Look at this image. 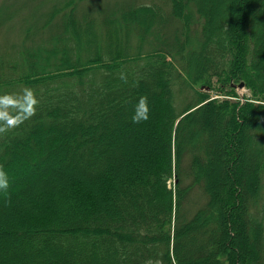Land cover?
I'll use <instances>...</instances> for the list:
<instances>
[{
    "label": "trees",
    "instance_id": "1",
    "mask_svg": "<svg viewBox=\"0 0 264 264\" xmlns=\"http://www.w3.org/2000/svg\"><path fill=\"white\" fill-rule=\"evenodd\" d=\"M261 1L234 0L226 15L219 3L206 16L198 0H158L168 11L145 17L151 0L83 15L69 12L80 5L69 0L62 5L72 9L60 17L33 10L0 20L16 22L29 40L0 52V94L29 87L39 100L31 119L0 135L10 189L1 195L11 193L0 198V264H264V103L208 99L201 90L216 76L264 95V40L256 47L259 34L252 36ZM172 22L178 27L164 33ZM141 96L150 113L137 124L131 117ZM202 111L204 122L216 111L228 128L225 190L224 177L201 172L206 134L191 136L202 144L183 143V125ZM109 121L122 133L117 161L109 155L116 145ZM142 125L140 140L153 146L144 157V144L133 139ZM250 139L249 180L242 150ZM199 147L202 154H193ZM67 150L80 154L67 157ZM51 160L72 172H32Z\"/></svg>",
    "mask_w": 264,
    "mask_h": 264
},
{
    "label": "rangeland",
    "instance_id": "2",
    "mask_svg": "<svg viewBox=\"0 0 264 264\" xmlns=\"http://www.w3.org/2000/svg\"><path fill=\"white\" fill-rule=\"evenodd\" d=\"M64 1H69V0H0V20H2L6 15L11 16L12 14H22L19 12H26V11H33L36 10L34 13H42V15L44 14H48L49 16H53V17H60L62 15V12L67 13L68 10H71L72 8H68L62 5V2ZM78 3H80V5L77 7H75V9L69 11L70 13H72L74 15V13L77 15H83L85 12H93V13H97L98 12V8L103 9V8H112V7H120V6H127L129 5H140L142 3H149V0H75ZM203 1V2H202ZM234 0H198V5L199 7L204 11L203 13H205L206 16H211L213 15V12L215 11V7L217 6V4L220 3L221 6V10L224 12V15L227 14V9L229 8V6L232 4ZM39 2H47L43 5L39 6ZM49 2V3H48ZM151 2L154 4L153 6V11L150 15L148 14H144L145 17L148 16H152V17H157L159 15L160 12H162L163 7L165 8V11H168V5H159L158 0H151ZM31 3H33V5H31ZM54 3L60 5V6H56V8L58 9H50V5H54ZM261 3L264 4V0L261 1ZM35 5H38L39 7L34 8ZM158 5V6H157ZM26 7L25 10H19V7ZM122 7V8H123ZM257 6L255 5L253 8V17H256L257 14L259 13L260 15V19H256L255 22V26H254V30L252 31V36L259 34V37L255 38L253 40L254 45H259L262 44V40H264V10L258 9L257 11ZM187 11V10H186ZM68 12V13H69ZM50 13V14H49ZM111 13H120V12H111ZM11 21V19L9 21L6 22V24H0V52L9 50V48H17L20 44H22L24 41L26 43H29L28 39H24V37H20L19 36V29H18V25H16V22ZM9 23V24H7ZM170 23V22H169ZM167 24V29H165V27H163V32L170 34L172 33V31L174 29H176L178 26V24L176 23V25H172L175 22H172L171 25ZM60 23L57 24L58 30L57 32L60 30L61 31V27ZM51 28H49L47 30V32L50 31ZM156 28H154L153 30H156ZM55 30V29H53ZM157 31V30H156ZM52 32V31H51ZM29 34V33H28ZM85 36V35H83ZM195 34L192 36L191 42H190V48L194 47L198 44L196 38H195ZM23 38V40H22ZM200 40V38H199ZM257 41V42H256ZM29 45V44H28ZM257 47V46H256ZM200 52L197 49L194 54L198 55ZM1 58V56H0ZM262 70V69H261ZM216 79H218L216 76H211L210 77V82L207 83V85H205L204 87L201 88L202 91H205L208 93V99H228V100H241V101H245V100H250L253 101L255 104L258 103H264V95L260 94L258 96H252V90L247 87V85H245L244 81H231V85H228L227 83L224 82H220V80L218 81V83H216ZM242 83V86H239V84ZM214 85L215 89H211L210 86ZM261 91H264V84L261 85ZM197 107V106H195ZM194 108V107H193ZM214 114H211V116L209 117L208 121L203 120V116L205 115L204 111L199 112L198 116L196 115L192 121H189L188 123L183 125V128L181 129V133H182V138H183V143L186 147H189V143H193V144H197L196 141H198V144L201 143V139H195L192 138L191 136H193V134L195 135V133L199 134V135H205L203 136V139L205 140V145H202V148L205 147L206 149V156H207V161L203 162V166H202V171L201 172H210V173H214L217 174V177H219V179H223V175L224 172H228V166L226 163V160L228 157H231L232 154L228 153V146H227V138H224V134L226 133L227 125H223L221 118H220V114L216 111H214ZM148 127H146V125H142V127H140L139 129H135L133 136V139H136L141 142V145L144 144V147L139 151V156L140 157H144L145 153H148L149 151H151V149H153V146H150L149 143L150 139H144V140H140V137L143 138L144 135H146V130ZM106 132H110L109 133V137L115 139V147L112 149V151H110L109 155L115 159V161H117V158L120 157V152L119 150L124 149V145L122 143H120V137L122 136L121 131L116 128L114 126V124L112 122H108L106 125ZM192 134V135H190ZM139 137V138H138ZM108 137H106V135L104 136V139H107ZM102 140V141H103ZM254 139L248 142L249 144V148H243V152L244 155L246 156L247 159V164H244V174H247L248 179L250 180V174L252 175V172L255 170V165H256V158L253 155H250V151L254 145ZM119 143V144H118ZM210 149V151H209ZM68 152H71L72 156H75L77 154H80V152L78 151H71V150H67L66 155ZM141 153V154H140ZM194 153H199L202 154V149L199 147L197 149H195V151H193ZM67 157H69L67 155ZM138 157V156H137ZM187 157V158H186ZM184 158V162H182V164L184 165L187 160H189V156H186ZM233 157V156H232ZM206 163V164H205ZM79 164H81L83 166V169L85 171V173L88 172V170L90 169V166H86L84 164H82V161L79 162ZM64 162L62 160V164L61 161L59 160H51L48 162V164L44 165L43 167H40L38 169H35L32 172H46V168L48 167H54L55 171H61L63 172V170H66L64 168ZM231 168H233V166L231 165ZM46 169V170H45ZM229 171L231 172V169H229ZM31 172V171H30ZM67 174L69 172H72L71 170L67 169L65 171ZM242 174V175H244ZM252 178V176H251ZM28 183H26L25 185L22 184V186L24 185V187L30 183V181L26 180ZM15 183V182H13ZM239 183L241 184V182L239 181ZM242 185V184H241ZM12 186V185H11ZM10 186V187H11ZM227 184L225 181V177H224V184H220L219 187V191H221L222 189H226ZM8 191L10 190L9 188L7 189ZM217 192L218 193L220 192ZM2 191H0V198L6 197L7 195H10L11 193H6V195H1ZM6 199V198H4ZM4 199H2L1 201H3ZM10 202V201H8ZM5 216V212H3V210H0V219L4 220ZM4 227H6L4 225ZM236 228V224L234 226ZM3 228V227H2ZM216 234V233H215ZM218 233L215 235L217 236ZM2 242V240H1ZM202 241H200L201 243ZM204 244V243H203ZM206 246V245H205ZM202 247L201 250H197V254L199 252H204L206 247ZM19 247H17L18 249ZM13 249V248H12ZM193 251L195 252V249H193ZM17 256H16V255ZM15 254L13 255V257L11 258H15L19 256L20 254V250L15 251ZM28 257H33L32 254L28 255ZM45 258L44 254H41V256L38 258L42 259ZM36 261L37 258L35 257Z\"/></svg>",
    "mask_w": 264,
    "mask_h": 264
},
{
    "label": "clouds",
    "instance_id": "3",
    "mask_svg": "<svg viewBox=\"0 0 264 264\" xmlns=\"http://www.w3.org/2000/svg\"><path fill=\"white\" fill-rule=\"evenodd\" d=\"M119 78L127 83V76L121 72ZM39 100L32 88L25 87L19 93L0 94V135L20 127L31 119L37 111ZM150 108L148 98L141 96L135 105L131 117L133 123L149 119ZM9 187L8 173L0 166V191L6 192Z\"/></svg>",
    "mask_w": 264,
    "mask_h": 264
},
{
    "label": "water",
    "instance_id": "4",
    "mask_svg": "<svg viewBox=\"0 0 264 264\" xmlns=\"http://www.w3.org/2000/svg\"><path fill=\"white\" fill-rule=\"evenodd\" d=\"M239 86H242V83H240ZM194 108H195V107H194ZM194 108H191L190 110H192V109H194ZM190 110H188V111H190ZM188 111H187V112H188ZM187 112H185V113H187ZM185 113H184V114H185ZM182 115H183V114H182Z\"/></svg>",
    "mask_w": 264,
    "mask_h": 264
}]
</instances>
